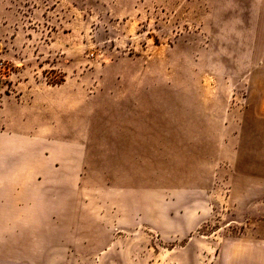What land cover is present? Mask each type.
Returning a JSON list of instances; mask_svg holds the SVG:
<instances>
[{
    "label": "rangeland",
    "instance_id": "rangeland-1",
    "mask_svg": "<svg viewBox=\"0 0 264 264\" xmlns=\"http://www.w3.org/2000/svg\"><path fill=\"white\" fill-rule=\"evenodd\" d=\"M0 95L69 135L75 264L264 256V0H0Z\"/></svg>",
    "mask_w": 264,
    "mask_h": 264
},
{
    "label": "crops",
    "instance_id": "crops-1",
    "mask_svg": "<svg viewBox=\"0 0 264 264\" xmlns=\"http://www.w3.org/2000/svg\"><path fill=\"white\" fill-rule=\"evenodd\" d=\"M21 97L0 95V264H75L77 245L81 250L91 238L75 152L69 135L63 150L56 144L53 108ZM259 155L263 164L264 149ZM252 258L248 264H264L263 255Z\"/></svg>",
    "mask_w": 264,
    "mask_h": 264
}]
</instances>
